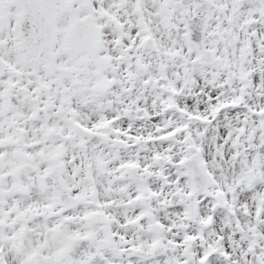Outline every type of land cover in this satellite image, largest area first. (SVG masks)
Listing matches in <instances>:
<instances>
[{
	"label": "snow or ice",
	"instance_id": "1",
	"mask_svg": "<svg viewBox=\"0 0 264 264\" xmlns=\"http://www.w3.org/2000/svg\"><path fill=\"white\" fill-rule=\"evenodd\" d=\"M0 264H264V0H0Z\"/></svg>",
	"mask_w": 264,
	"mask_h": 264
}]
</instances>
